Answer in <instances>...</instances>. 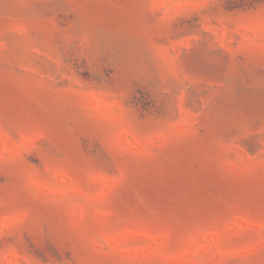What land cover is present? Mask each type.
I'll list each match as a JSON object with an SVG mask.
<instances>
[{
	"label": "rangeland",
	"instance_id": "rangeland-1",
	"mask_svg": "<svg viewBox=\"0 0 264 264\" xmlns=\"http://www.w3.org/2000/svg\"><path fill=\"white\" fill-rule=\"evenodd\" d=\"M0 264H264V0H0Z\"/></svg>",
	"mask_w": 264,
	"mask_h": 264
}]
</instances>
